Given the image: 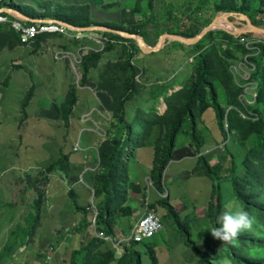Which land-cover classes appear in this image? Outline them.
<instances>
[{
    "label": "rangeland",
    "instance_id": "obj_1",
    "mask_svg": "<svg viewBox=\"0 0 264 264\" xmlns=\"http://www.w3.org/2000/svg\"><path fill=\"white\" fill-rule=\"evenodd\" d=\"M4 1L9 0H0V6ZM86 1L94 7L92 22L106 17L119 22L122 12L129 10L131 16L127 21L123 20L125 26H117L133 34L142 32L147 47L156 46L160 32L142 15L148 7V0L141 6L139 0H119L117 3H112L113 0ZM163 1L169 7L180 9L182 26L190 33L203 29L221 14L213 11L211 1ZM155 3L160 4L159 0ZM45 10L49 14L68 16L67 8ZM30 14L40 15L36 10ZM74 15L78 17L77 24H85L87 13L83 17ZM255 17L264 22V14ZM104 22V25L111 24ZM235 24L246 26L238 20ZM221 31L215 29L210 36L203 38L198 51L191 45L170 40L160 52L145 55L136 42L121 39L115 33L83 32L82 39L50 34L36 43L24 45L14 31L0 25V264H45L46 256L53 254L54 264H72L73 260L75 264H100L98 256L108 253L114 256L115 262L111 264H126L129 260L127 251L139 252L141 264H151L146 247L154 249L157 264H200L185 243L186 236L182 232H189L210 263L234 264L226 245L208 231L215 227L208 214V205L210 202L215 205L217 199L213 197L212 188L216 182L204 174L203 146L207 135H219L212 146L216 148L204 154L212 165L223 162V169L214 175L220 184L218 215L229 201L233 202L234 209L247 211L236 198L232 183L234 176L244 177V161L249 151L260 146L249 142L242 144L237 133L229 131L227 121L228 134H223L213 109L205 114L196 110L195 129L191 120L183 124L175 153L181 155L182 161L175 157L170 162L164 178V194L159 196L156 193L150 179L153 173H150V162L148 169H137L132 174L134 164L130 170L128 161L130 184L127 180L124 183L128 201L124 208L115 206L125 212L126 222L121 225V222L116 223V217L111 219L112 240L116 244L124 237L129 238L132 226L146 214L148 206L157 213L162 226L152 239L144 244L130 243L124 253L115 250L110 241L96 236V230L104 231L98 218L97 227L94 225L99 203L95 186L102 173L101 146L111 141L126 142L130 134L128 128L132 130L134 124L135 141L124 153L123 162L126 164L138 148L133 149V146L140 142L141 147L145 145V139L141 140L144 130L147 132L158 125L153 128L151 136L156 132L157 141L163 140L167 131L159 125L158 116L176 112L179 94L196 78L198 54L210 59L214 70L211 81L219 102L227 109V116L237 113L252 121L258 117L257 111L263 106L256 98L257 67L253 59H263L264 62V38H243L237 33L223 31L224 34ZM108 46H111L109 52L105 51ZM6 49H14L12 55ZM98 52L103 56L98 65L88 71L89 78L86 77L83 83V60ZM18 61L27 64L34 72H22V68L14 64ZM31 63L33 65L29 66ZM224 68L228 70L231 89L234 86L241 91L237 106H230L234 93L227 89L221 76ZM35 71L40 74L36 75ZM72 89L77 92V101L66 124L62 111ZM126 94H130L131 99L122 106V124L117 114L121 107L120 98ZM156 147L157 144L145 151L146 157L152 159L153 170ZM62 157L76 162L75 173L68 172L67 160H63V165L54 171L49 170ZM242 192L246 194L245 187ZM164 200H168L172 207L179 206V221L171 217V211L162 203ZM247 212L254 218V223L250 230L241 233L260 235L264 228L256 223L253 214ZM77 213L81 214L79 218ZM234 245L241 247L240 242H234ZM83 246L85 250L75 259L74 252Z\"/></svg>",
    "mask_w": 264,
    "mask_h": 264
},
{
    "label": "trees",
    "instance_id": "obj_2",
    "mask_svg": "<svg viewBox=\"0 0 264 264\" xmlns=\"http://www.w3.org/2000/svg\"><path fill=\"white\" fill-rule=\"evenodd\" d=\"M202 3L213 2L212 9L215 13H224V12H233L240 13L248 16L252 23L257 27H264V22L262 20H257L255 15L264 14V0H199ZM147 2V0H139L140 6ZM156 0H148L147 11L143 12V18L147 21L150 20V26H153L157 31L160 32V36L169 34L181 35L183 37L191 38L198 35L203 29L198 30L196 33H190L185 31L182 26L183 17L180 14V9L177 7H169L167 3L163 0H159L160 4L155 3ZM58 10H64L60 4H57ZM7 6V7H6ZM9 8L16 9V5L9 1H4L0 8ZM68 10V18L60 16L57 14L56 18L65 20V22L70 23L77 27H90L93 25L91 19L89 18V14L85 15L87 18L84 20L85 24H77L78 17L74 14L84 16V13L80 12L82 8H67ZM97 26H108L117 30H123L125 32L126 29L123 27H119L117 25H100ZM7 26V25H5ZM9 27V26H8ZM10 28V27H9ZM11 31H13L10 28ZM224 33L223 31H221ZM108 33V32H107ZM130 33V32H128ZM14 34L18 37V35L14 32ZM113 34V33H110ZM133 34V33H131ZM212 32L208 33L204 39L210 36ZM225 34V33H224ZM133 35L141 36L145 38V35L142 32H138ZM38 37L39 39L41 37ZM243 38H252L253 35L246 34L242 36ZM37 38V39H38ZM21 44H23L18 37ZM36 39V40H37ZM121 39L122 36H121ZM203 39V40H204ZM35 40V41H36ZM125 40V39H124ZM129 41V40H128ZM200 42L196 45H193L196 51L200 50ZM26 45V44H24ZM111 50V46H108L105 51L109 52ZM105 53V52H104ZM103 56L102 52L94 53L84 58L82 64V81L83 83L86 81V77L88 71L91 68H94L98 65V62L101 60ZM198 62V72L195 80L191 83L189 88L185 89L183 92L179 94L180 100L176 106V112L172 114H168L165 117H159V125L166 128L165 131L166 137L161 140V138L154 144L153 141L149 142L153 137L152 131L154 127H158L155 125L149 131H145L141 137V140L145 139V145L141 147V142L134 145L133 149L137 146L139 148H150L157 144L156 147V160H155V168L153 173L151 174V181L156 188V191L159 194H164L165 184L164 178L168 166L173 158H182L181 155H175L177 150V138L182 129L183 124L191 120L194 129L196 128L195 121V113L196 110L200 112V114H205L209 109H213L215 111L218 128L223 132V134L227 135L228 131L226 130V121L229 126V131L231 133L236 132L239 136V139L242 144L246 142L252 143L256 146H260L259 148L253 147L245 161V175L242 178L238 176H234V181L232 183V189L235 193V196L241 203L245 206L246 210L255 216L256 223L261 225L264 228V62L263 59H253L254 63L257 67V73L255 75V79L258 84L257 90V102L262 104L263 109L257 111L258 117L252 120H247L240 117L237 113H233L232 115L227 116V109L223 107V105L219 102V95L215 91V87L213 86V82L211 78L214 76V70L210 65L209 57L198 54L197 56ZM228 70L223 69L221 72L222 78L225 79V85L228 87L229 91H233L234 100L230 106H237L239 104V96L241 94L240 89L233 86V90L231 89V81L227 79ZM89 75V74H88ZM89 78V77H88ZM120 110L119 114H117V118H119L120 123L124 124L123 118L124 115L122 113L123 105H125L130 99L131 95L126 94L125 97L120 98ZM77 101V92L72 89L68 95V99L65 102V106L62 111V119L67 124L68 119L72 113V109ZM26 107V104L23 106ZM137 120V118L135 119ZM141 120V119H138ZM145 124V123H144ZM134 124H132L131 128H128L130 134L126 138V142H105L99 151L100 156V169L102 171L98 184L95 186V197L98 198L99 203L97 206L98 211V220L99 225L104 228V232L106 235L113 237V225L110 222L111 219L116 217L117 214L122 213L119 211L121 208H124L127 204V191L124 188V183L126 180L130 184V180L128 177V160L126 164L123 162L124 153L128 149L131 142L135 141V136L133 134ZM146 128V125H145ZM163 136V135H162ZM165 139V141H164ZM140 140V141H141ZM203 146V145H202ZM63 160H69V158L62 157L56 164L54 163L49 167V170L54 171L56 168L63 165ZM223 162H219L218 164L212 165V163L208 162L206 158H202V165L204 169V174L212 178L216 183L213 188V197L217 199L215 205L211 202L208 205V214L212 219L215 227H218L217 217L218 212L220 210V184H218V180L215 179L214 175L218 174L219 171L223 169L221 165ZM245 187L246 194L244 195L242 192V188ZM124 189V190H123ZM105 199H102L104 198ZM164 205H166L171 211V217L179 221L178 211L176 208H173L171 204L167 201H162ZM115 206H121L120 209H117ZM84 213H86L85 210ZM119 211V212H118ZM83 214V213H82ZM84 215V214H83ZM83 217V216H82ZM177 223V222H175ZM180 232H182L181 227L178 228ZM183 235L186 237L185 243L191 247L194 254L198 257V262L200 264H212L210 263L209 257L204 255L201 252L200 248L195 244V242L191 239L189 232L184 233ZM234 242H240L241 247H236ZM107 243V242H106ZM144 244V243H134V245ZM228 248V254L231 257V260L234 264H264V232L260 231V235H254L252 233H240L234 240L231 242L224 243ZM133 245V243H132ZM128 247L127 249H129ZM125 249V252L126 250ZM85 247L83 246L81 250H76L74 252L75 259L82 254ZM146 254L151 262V264H157V258L155 255L154 249L151 247H146ZM108 253V252H107ZM129 255V260L126 264H141L140 253L137 251H127ZM255 254V256H253ZM100 260V264H111L115 262L114 256L112 253L104 254L102 256H98ZM97 260V258H96ZM98 260V261H99ZM2 262V261H1ZM118 262V261H116ZM72 264H75V260H73ZM97 264V263H96Z\"/></svg>",
    "mask_w": 264,
    "mask_h": 264
},
{
    "label": "crops",
    "instance_id": "obj_3",
    "mask_svg": "<svg viewBox=\"0 0 264 264\" xmlns=\"http://www.w3.org/2000/svg\"><path fill=\"white\" fill-rule=\"evenodd\" d=\"M119 0H113L112 3H117ZM9 2L11 3H14L16 5V9L21 11L22 13H24L25 15H27L28 17L30 18H34L36 19V21H41V20H57V21H64L65 20H61V19H57L56 16L57 14L53 13V14H49L47 13V11L45 9H49V8H55L57 9V4H60L62 5L63 7L65 8H74V7H77V8H82V10L80 12L82 13H87L89 14V18L91 19V21L93 20L92 18V15L94 13V10H93V6L90 4L89 1H86V0H9ZM7 7V6H6ZM5 7V8H6ZM104 8V6H102ZM37 11L39 12V16H36L35 14H30L31 12L33 11ZM129 10H124L122 13L123 15L121 16V21L119 22H114L112 19H110L109 17H106L104 18L103 20H99V21H93V25H96L97 23L100 24V25H104L103 23H106L104 21H107L109 23H111L112 25H119V26H125L123 20L127 21L128 18H130L131 14H128ZM63 17H67L68 16H63ZM70 29V28H69ZM71 31L77 33V35H80L82 36L81 38H78V39H82L83 38V32H79V31H74L72 29H70ZM86 33V32H85ZM39 39V38H38ZM37 39V40H38ZM36 40V41H37ZM36 41L34 43H36ZM15 50H18V47H15L14 48ZM13 50H9V49H6V51L12 55L13 53ZM15 65L19 66V68H22V72L26 73L28 71L30 72H34L32 71V69L28 68L27 64L25 63H22V62H16L14 63ZM29 65V64H28ZM33 64L31 63L29 66H32ZM35 74H40L38 73L37 71H35ZM205 128L209 129L205 124H204ZM219 136L218 134H214V136H209L207 135V137L205 138V144L203 146V156L207 159V160H210L208 157H206L204 154L205 153H208L210 152V150L212 149H215L216 147L212 148V146L214 145V142H217V139L216 137ZM157 140V136H156V132H154L153 134V137L150 139L149 142L153 141L154 144ZM86 145H87V142H86ZM153 148V147H152ZM152 148H139L137 150H134L135 152H133V156L130 157V159L128 160L130 162L129 166H130V170H131V167H132V164H134V170H131V173L133 174L135 171H138L137 169H148L150 167V173L153 171V165H151V160L152 159H149L146 157V153L145 151L147 149H152ZM87 151V149H85ZM153 156H155V152L153 150ZM177 161H182V158H178ZM149 162H150V165H149ZM76 162H74L71 158H69L68 160V165L70 167L69 169V173H75L76 172V169H77V166H74ZM211 163V162H210ZM147 165H149V167H147ZM78 185V184H76ZM90 190L93 191V188L92 186H89ZM166 188V187H165ZM156 193L160 196V194L156 191ZM76 198H80V196H78V194H76ZM78 207H84V206H78ZM178 207L179 206H173V208H176L177 211L178 210ZM79 209V208H78ZM125 212H122L121 215L120 214H117L116 215V223L117 222H121L120 224L121 225H124L125 224ZM78 218L79 216H81L80 213H77L76 215ZM135 225V224H134ZM133 225V226H134ZM132 226V228H133ZM122 235V234H121ZM52 264L53 261H51Z\"/></svg>",
    "mask_w": 264,
    "mask_h": 264
},
{
    "label": "built area",
    "instance_id": "obj_4",
    "mask_svg": "<svg viewBox=\"0 0 264 264\" xmlns=\"http://www.w3.org/2000/svg\"><path fill=\"white\" fill-rule=\"evenodd\" d=\"M0 25L9 26L18 35L21 42L27 45L33 43L38 37L43 35L58 34L76 38L82 37L80 35H71L73 31H71L69 27L59 23L56 20L30 22L25 19L17 18L13 15L0 13ZM70 55L71 54L69 53L68 57H70ZM95 215L94 225L97 227V209H95ZM161 227V222L157 216V213L151 210L148 206L146 214L133 226V228H131V234L129 238L124 237L123 239L119 240L118 243L114 244L112 240L113 238L106 235L104 232H98V230H96V236L103 241H110L113 244L115 250H121L125 253L126 246H128L130 243H145L146 241L152 239L161 230ZM51 249L53 250L54 248ZM53 256L54 254L47 255L44 263L52 264L51 261H53Z\"/></svg>",
    "mask_w": 264,
    "mask_h": 264
},
{
    "label": "water",
    "instance_id": "obj_5",
    "mask_svg": "<svg viewBox=\"0 0 264 264\" xmlns=\"http://www.w3.org/2000/svg\"><path fill=\"white\" fill-rule=\"evenodd\" d=\"M0 13H5L7 15H13L17 18L25 19L30 22H36V19L28 17L27 15H25L24 13H22L21 11L17 9L0 8ZM236 20L244 22L246 26L244 27L237 26L235 24ZM58 22L69 27L70 29L74 31H79V32L104 31L108 33L118 34L122 36V38L125 40L136 42L139 49L145 55H152V54L160 52L165 47L167 42L170 40L184 43V44L191 45V46L196 45L208 33L212 32L215 29H220V30L230 32V33H237L238 36L251 34L253 36H259V37L264 38V28L255 26L248 16L244 14H240V13H233V12H224V13L216 15L209 25H207L198 35L191 37V38L183 37L181 35L166 33L165 35H162L160 37V39L158 40L154 48L147 47L144 39L141 36L133 35L123 30H117V29H114L108 26L77 27V26H74L64 21H58Z\"/></svg>",
    "mask_w": 264,
    "mask_h": 264
},
{
    "label": "clouds",
    "instance_id": "obj_6",
    "mask_svg": "<svg viewBox=\"0 0 264 264\" xmlns=\"http://www.w3.org/2000/svg\"><path fill=\"white\" fill-rule=\"evenodd\" d=\"M254 218L245 210L234 209L233 202L225 204L224 210L217 217L218 227H211V235L223 243L231 242L241 232L250 230L253 226Z\"/></svg>",
    "mask_w": 264,
    "mask_h": 264
}]
</instances>
